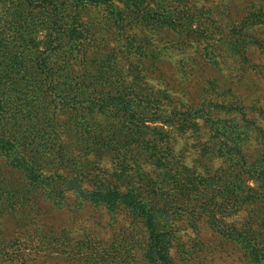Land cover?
Wrapping results in <instances>:
<instances>
[{"label": "rangeland", "instance_id": "374dc122", "mask_svg": "<svg viewBox=\"0 0 264 264\" xmlns=\"http://www.w3.org/2000/svg\"><path fill=\"white\" fill-rule=\"evenodd\" d=\"M0 264H264V0H0Z\"/></svg>", "mask_w": 264, "mask_h": 264}, {"label": "trees", "instance_id": "16d2710c", "mask_svg": "<svg viewBox=\"0 0 264 264\" xmlns=\"http://www.w3.org/2000/svg\"><path fill=\"white\" fill-rule=\"evenodd\" d=\"M33 27V26H32ZM39 73L45 75L46 72L42 69L40 64L35 65L34 74ZM79 195L83 196L86 200L91 201L95 204H107V205H115L117 203H123V205L131 210L132 212H139L145 218V223L149 228H154L157 224V220L155 214L151 212H147L141 207L137 201V198L134 194L125 193L120 194L118 192H108V193H97V192H89L82 193L76 190Z\"/></svg>", "mask_w": 264, "mask_h": 264}]
</instances>
